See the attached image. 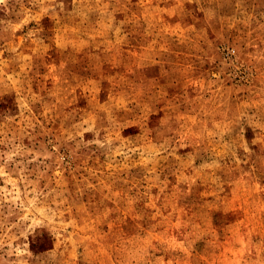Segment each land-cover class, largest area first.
Listing matches in <instances>:
<instances>
[{"label":"rangeland","instance_id":"1","mask_svg":"<svg viewBox=\"0 0 264 264\" xmlns=\"http://www.w3.org/2000/svg\"><path fill=\"white\" fill-rule=\"evenodd\" d=\"M0 264H264V0H0Z\"/></svg>","mask_w":264,"mask_h":264}]
</instances>
